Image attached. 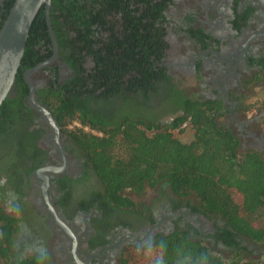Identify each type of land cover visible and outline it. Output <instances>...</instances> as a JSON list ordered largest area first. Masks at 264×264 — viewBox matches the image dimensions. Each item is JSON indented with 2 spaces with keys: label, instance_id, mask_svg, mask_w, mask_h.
<instances>
[{
  "label": "flooded vegetation",
  "instance_id": "1",
  "mask_svg": "<svg viewBox=\"0 0 264 264\" xmlns=\"http://www.w3.org/2000/svg\"><path fill=\"white\" fill-rule=\"evenodd\" d=\"M157 1L164 7L168 79L146 106L132 104V113L153 126L150 132L171 127L185 114V101L213 102L221 105L222 124L240 138V149L264 148V100L251 101L264 96V2ZM54 56L53 46L45 61ZM72 76L58 48L53 60L31 74L36 100L48 108L38 90L52 79L63 83ZM29 96L30 88L31 114L10 129L17 138L0 136V210L13 221L0 264H128L133 254L154 250L174 236L203 243L224 257L241 246L256 250L248 237L232 235L222 214L207 211L193 193H176L167 180L146 183L140 194L121 191V199L110 197L80 143L57 119L56 131Z\"/></svg>",
  "mask_w": 264,
  "mask_h": 264
},
{
  "label": "trees",
  "instance_id": "2",
  "mask_svg": "<svg viewBox=\"0 0 264 264\" xmlns=\"http://www.w3.org/2000/svg\"><path fill=\"white\" fill-rule=\"evenodd\" d=\"M15 1L0 0V30ZM163 8L157 0H52L60 55L74 76L63 83L52 79L38 94L62 130L93 161L110 197L121 199V191L140 194L146 183L167 180L176 193H193L207 211L222 214L232 235L264 245V155L254 149L240 152V138L221 122V105L185 101V114L171 127L150 132L153 126L130 110L132 104L146 106L154 94L162 93L168 79ZM52 54L42 7L12 90L0 106V136L17 138L11 127L22 125L31 114L24 71ZM185 122L194 135L188 142L173 131H182ZM12 222L0 210V255L12 238ZM241 247L227 258L203 243L174 236L154 250L133 254L128 264H264V259L238 257L244 253Z\"/></svg>",
  "mask_w": 264,
  "mask_h": 264
},
{
  "label": "water",
  "instance_id": "3",
  "mask_svg": "<svg viewBox=\"0 0 264 264\" xmlns=\"http://www.w3.org/2000/svg\"><path fill=\"white\" fill-rule=\"evenodd\" d=\"M264 2V0H262ZM52 0H16L7 19L0 30V106L7 98L14 85L16 74L21 65L26 43L32 23L42 7H46L48 31L53 42L55 56L58 51L57 39L51 21ZM51 60L41 62L30 68L25 73V81L30 88L28 101L32 107L40 111L49 124L58 130L56 118L49 108L39 103L36 98V86L32 81L31 74ZM264 148L261 147V150Z\"/></svg>",
  "mask_w": 264,
  "mask_h": 264
},
{
  "label": "rangeland",
  "instance_id": "4",
  "mask_svg": "<svg viewBox=\"0 0 264 264\" xmlns=\"http://www.w3.org/2000/svg\"><path fill=\"white\" fill-rule=\"evenodd\" d=\"M264 93H261L260 96H263ZM252 99V98H251ZM264 100V96L262 98L252 99L251 101L254 104H259ZM175 134L179 139H181L184 142H188L193 139V130L191 129L190 125L188 124L186 127L183 128L182 131H179L178 129L175 130ZM240 152H244L243 149H240ZM264 153V151H262ZM256 250L253 252L245 251L244 253H241L237 255L238 257L247 259V258H257V259H264V245L262 243H256ZM232 255H228L227 258H231Z\"/></svg>",
  "mask_w": 264,
  "mask_h": 264
}]
</instances>
